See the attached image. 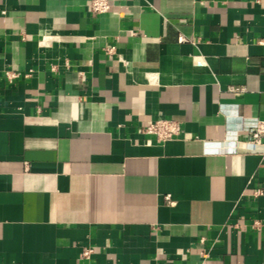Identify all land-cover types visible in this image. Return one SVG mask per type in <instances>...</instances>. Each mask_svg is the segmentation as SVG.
Segmentation results:
<instances>
[{
  "label": "crops",
  "instance_id": "obj_1",
  "mask_svg": "<svg viewBox=\"0 0 264 264\" xmlns=\"http://www.w3.org/2000/svg\"><path fill=\"white\" fill-rule=\"evenodd\" d=\"M91 1L0 0V264H264V0Z\"/></svg>",
  "mask_w": 264,
  "mask_h": 264
},
{
  "label": "built area",
  "instance_id": "obj_2",
  "mask_svg": "<svg viewBox=\"0 0 264 264\" xmlns=\"http://www.w3.org/2000/svg\"><path fill=\"white\" fill-rule=\"evenodd\" d=\"M111 3L109 0H92L90 10L92 13L100 15L109 12ZM181 42L187 41L185 37H180ZM19 75L13 72L7 73V78L12 83ZM141 133L154 136L158 142L165 143L167 141L177 139L182 135V128L178 121L173 119L158 118L152 119L141 128ZM249 141L252 145L264 144V121H258L256 127L249 133ZM264 190H259L256 195H263ZM91 249H86L84 255L88 257Z\"/></svg>",
  "mask_w": 264,
  "mask_h": 264
}]
</instances>
